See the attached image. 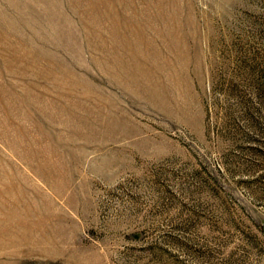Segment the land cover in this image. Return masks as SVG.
I'll use <instances>...</instances> for the list:
<instances>
[{
	"label": "rangeland",
	"instance_id": "rangeland-1",
	"mask_svg": "<svg viewBox=\"0 0 264 264\" xmlns=\"http://www.w3.org/2000/svg\"><path fill=\"white\" fill-rule=\"evenodd\" d=\"M0 264H264V0H0Z\"/></svg>",
	"mask_w": 264,
	"mask_h": 264
},
{
	"label": "bare ground",
	"instance_id": "bare-ground-1",
	"mask_svg": "<svg viewBox=\"0 0 264 264\" xmlns=\"http://www.w3.org/2000/svg\"><path fill=\"white\" fill-rule=\"evenodd\" d=\"M17 134V133H16ZM16 237H18V236H16Z\"/></svg>",
	"mask_w": 264,
	"mask_h": 264
}]
</instances>
